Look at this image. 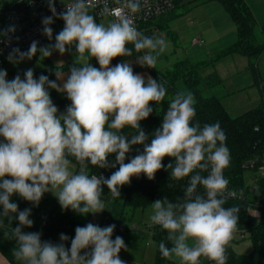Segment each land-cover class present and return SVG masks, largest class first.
I'll use <instances>...</instances> for the list:
<instances>
[{
	"label": "clouds",
	"instance_id": "1",
	"mask_svg": "<svg viewBox=\"0 0 264 264\" xmlns=\"http://www.w3.org/2000/svg\"><path fill=\"white\" fill-rule=\"evenodd\" d=\"M53 16L64 21L55 35V43L38 47L32 41L27 51L13 48L11 63L40 59L59 52L63 56L75 49L73 65L65 72L56 71L58 81L33 69L7 79L0 69V229L14 240L11 254L18 264H126L120 258L127 250L122 237L112 239L115 224L100 227L87 223L75 228L70 247L69 237L60 234V243L41 239L31 228V209L19 210L13 196L38 206L46 193H52L62 209L80 215L105 210L104 186L113 197L120 189L141 175L149 180L171 163V178H188L183 199L175 202L163 197L151 203L149 220L166 232L159 243L161 256L178 264H201L202 258L212 264H226L227 249L238 230L240 207H225L237 193L228 189L224 172L231 164L226 134L219 122L203 126L195 122L196 101L190 91H177L169 99L161 124L149 135L141 127L167 96L165 83L151 75L137 73L131 60L112 65L118 57L142 53L135 62L142 68L156 69L159 58L168 48L162 36H147L137 30L131 14L141 9V0H123L120 10L103 0L101 15L107 22H97L90 12L94 0H69L65 10L57 13L56 0H47ZM120 4V0H116ZM126 9V11H125ZM43 34L51 41L52 17L42 20ZM10 26L2 35L14 32ZM131 45L132 47H129ZM99 65L96 67L92 61ZM62 63V62H61ZM50 89L66 94L70 105L61 113L53 103ZM158 111V107L156 108ZM131 130V138L124 130ZM135 145L143 151L126 161ZM115 154V162L109 157ZM75 162V163H74ZM89 165L98 169L116 168L110 177L92 174ZM78 169V170H77ZM206 173V175H204ZM202 188L203 192L198 189ZM242 195V193H241ZM258 215V214H257ZM18 221L12 227L13 221Z\"/></svg>",
	"mask_w": 264,
	"mask_h": 264
},
{
	"label": "trees",
	"instance_id": "2",
	"mask_svg": "<svg viewBox=\"0 0 264 264\" xmlns=\"http://www.w3.org/2000/svg\"><path fill=\"white\" fill-rule=\"evenodd\" d=\"M223 8L228 12L232 20L235 22L238 32L237 41L227 49L218 53L217 57H225L229 55L245 56L249 60V67L254 75L255 84L259 86L261 103L258 107L248 110L243 114L232 117L221 99L217 96H206L203 93L202 84L210 83L212 80L220 82L217 73L213 72L207 77H203L200 73L201 68L205 65L201 62L191 63L189 61H181L175 64L173 70L157 71L151 70L152 77L159 82L165 83L167 88V96L160 105L152 104L153 113L145 120L141 121V127L151 140L152 132L161 124L164 112L169 106V99L179 91L177 82L183 80L189 91L195 97L196 117L195 122H199L201 126L205 123L212 124L219 122L222 130L226 134V146L230 150L231 164L225 169V178L229 180L228 189H231L241 195V198H229L225 207L238 205L240 207L238 230L235 235H240L242 239L245 234H248L249 240L252 243V249L248 253H241L235 249V243L238 241L233 238L230 246L227 249V263L228 264H264V218L258 220L250 213V206L254 197L250 194V181L246 179L245 175L248 171V166L251 161H260L264 158V79L260 80L258 72L256 71V63L259 55L264 53V40L259 43L258 32L256 28L255 17L248 6L246 0H217ZM182 0H177L176 8L179 7ZM174 12V11H173ZM164 15V17L157 18L146 24L149 27L152 23L156 27L148 28L147 36H155L158 29L168 30V24L177 16L174 13ZM97 18V17H96ZM99 19L97 18V22ZM157 29V30H156ZM264 33V28H263ZM129 47H132L129 45ZM68 62L55 66L46 58L43 62V68L34 71V77L39 78L41 74L48 76L49 80H55L56 71H68L73 65L75 59V49L66 52ZM133 51L132 57H118L112 61V65L125 60H133L137 55ZM93 65H99L92 61ZM26 70L11 69V77L14 78L17 74L24 77ZM56 81V80H55ZM50 95L53 103L58 107L59 111L63 113L66 107L70 105V101L66 95L58 93L54 89H50ZM158 107L159 113L156 111ZM131 132L125 129L124 133L128 136ZM130 159L125 162H129ZM110 163L115 162V154L109 157ZM170 158H165L162 163L165 165L164 169L159 170L155 174L153 180L141 175L139 178L133 177L130 184L123 186L120 192L123 194V200L111 198L107 186H104L102 199L105 201V210L102 212L100 227H106L115 224L112 239L120 236L124 239L127 250H121L120 255L129 250L137 249L140 239L139 233L127 225V212H135L138 209H146L151 206V203L157 199L168 197L169 200L175 202L177 198L183 199L184 191L188 184V178L179 181H174L171 178V169L165 170L166 166L171 163ZM75 163V162H74ZM116 168L98 169L89 165V170L92 174L103 175L105 178L110 177L112 172L118 170ZM78 170V169H77ZM206 175V173H204ZM261 193H264V179L257 181ZM203 192V189H198ZM50 194L46 193L38 206H34L30 202L21 199L19 196H13V202L17 203L19 210L25 208L31 209L30 219L33 220L31 228H24L25 232H40L41 239L51 241L53 243H60V234L63 233L69 237V241L65 242L66 247H70L71 239L75 236V228L81 226L80 217L82 215L73 212L71 209H57L55 207L45 208L49 202ZM2 211V207H0ZM18 221H13L12 227H16ZM8 223L5 219V229H0V252L7 259L10 264H18L11 254V249L15 246L14 240H8L3 236V232L8 229ZM166 232L159 226L152 232V238L157 245L156 264L170 262L163 258L159 252V243L164 241L169 247L170 242L166 240ZM234 235V236H235Z\"/></svg>",
	"mask_w": 264,
	"mask_h": 264
},
{
	"label": "rangeland",
	"instance_id": "3",
	"mask_svg": "<svg viewBox=\"0 0 264 264\" xmlns=\"http://www.w3.org/2000/svg\"><path fill=\"white\" fill-rule=\"evenodd\" d=\"M246 2L255 17L257 31L260 32L258 39L261 43L264 40V0H246ZM173 13L177 17L169 22L168 30L156 29L155 36H162L166 39L168 48L159 58L156 69H150L154 72L168 71L173 70L175 64L181 61L201 62L205 64L200 70L203 77L215 72L220 79V82L210 80V83H203L204 95L219 97L232 117H237L258 107L261 103L260 90L259 86L255 84L248 58L240 55L217 57L218 53L232 46L238 39L236 24L223 6L217 0H182ZM107 19L110 18H100L98 21L107 22ZM154 24L152 23L150 27L145 26L143 33L146 34L148 28L156 27ZM63 27L64 21L58 24V33ZM200 40L204 41L201 45L197 43ZM48 59L53 65L61 66L65 63V54L61 56L59 52L54 51ZM45 60L46 58L40 59L38 52L31 60H24L18 64L7 62L4 67V70L7 71V79H13L10 74L11 69L27 70L31 68L33 71H38L43 68ZM256 71L260 80H263L264 53L259 55L257 59ZM177 88L179 91H189L183 80L177 82ZM131 135L130 132L128 134L129 139ZM142 151L143 145H135L127 156L131 154L134 157ZM245 177L249 180L248 173ZM49 194V202L45 208L55 207L61 210L58 199L52 193ZM110 197L117 198L113 197L111 193ZM117 199L123 200L121 192ZM150 213L151 206L146 209H138L135 212H127V225L139 233L140 239L137 249L129 250L121 255L136 262L154 264L157 245L152 238L154 229L149 220ZM101 215L102 212L82 215L80 217L81 227L87 223L99 225ZM234 238L238 241L234 247L239 252L248 253L252 249L248 234H245L243 239L239 234L235 235ZM0 264H10L1 252Z\"/></svg>",
	"mask_w": 264,
	"mask_h": 264
},
{
	"label": "built area",
	"instance_id": "4",
	"mask_svg": "<svg viewBox=\"0 0 264 264\" xmlns=\"http://www.w3.org/2000/svg\"><path fill=\"white\" fill-rule=\"evenodd\" d=\"M68 2L69 0H56L54 6L57 13L63 12L65 10L64 3ZM94 2L95 6L90 9V12L98 19L105 18L101 15L103 0H94ZM108 4L110 7L120 10L123 0H120V4H117L116 0H108ZM176 4L177 0H141L140 11L131 14V18L137 30L143 33L148 22L173 12L176 9ZM45 17L53 18V23L50 25L53 30L51 41L43 34L42 20ZM61 22L63 20L59 19L58 16H53L49 10L47 0H0V69H4L9 62L8 55L13 48L18 47L21 51H27L34 40L38 42V47L55 43V35L58 34L57 26ZM10 26H14L15 31L8 32L7 36L2 35ZM197 43L201 45L204 41L200 40ZM131 158L133 157L129 154L126 160ZM247 173L249 174L250 194L254 197L250 206V213L260 220L264 218V193H261L257 181L264 179V158L259 162L251 161ZM235 198H241V195L237 193ZM157 227L153 226V229ZM120 258L126 264H147L133 261L123 255H120ZM161 264H178V262L170 261ZM201 264H212V262L202 258ZM226 264L228 263L226 262Z\"/></svg>",
	"mask_w": 264,
	"mask_h": 264
},
{
	"label": "crops",
	"instance_id": "5",
	"mask_svg": "<svg viewBox=\"0 0 264 264\" xmlns=\"http://www.w3.org/2000/svg\"><path fill=\"white\" fill-rule=\"evenodd\" d=\"M65 63L68 62V57H67V53H65ZM63 62V63H64ZM132 62V67L134 69L135 72L137 73H141V74H144L145 76H148V75H151L152 76V73H151V69L150 68H142L140 67L136 62H135V59L131 60ZM64 63V64H65ZM114 66V65H113ZM67 72H65V79L67 78ZM55 80L56 82L59 84V83H62L61 81H58L57 78H56V75H55Z\"/></svg>",
	"mask_w": 264,
	"mask_h": 264
}]
</instances>
